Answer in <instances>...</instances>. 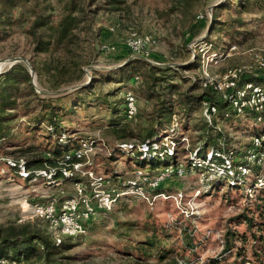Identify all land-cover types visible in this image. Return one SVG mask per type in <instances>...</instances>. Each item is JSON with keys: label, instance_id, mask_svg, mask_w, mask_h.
<instances>
[{"label": "rangeland", "instance_id": "1", "mask_svg": "<svg viewBox=\"0 0 264 264\" xmlns=\"http://www.w3.org/2000/svg\"><path fill=\"white\" fill-rule=\"evenodd\" d=\"M49 1L55 7L52 25L56 26L60 7L56 0ZM124 1L119 11L89 13L90 22L86 28L70 32L58 44L54 33L44 31V39H50V46L42 53L37 52L29 33L31 4L20 3L7 10L6 15L15 22L12 26L0 25V72L18 63L24 64L29 71L32 69L37 93L62 99L59 117L65 120L63 124L90 146V169L95 174L109 172L107 177L116 172L121 176L118 178L127 181L136 169L134 166L139 165L138 161L128 162L127 156L118 158L106 172L100 164L101 158H106L117 144H138L147 137L149 130L158 133L164 130L169 114L181 111L179 99L192 84L198 87L193 91L195 94L205 91L201 88L200 66L206 58L210 59L205 61L208 74L219 77L230 68L250 64L252 59L245 53L248 49L264 57V0ZM221 3L225 9L219 11V23L228 25L235 19L245 21L240 38L230 39L228 32H224L228 26L218 25L211 31L213 8ZM198 14L204 18L197 20ZM130 31L151 35L156 40L146 62L161 69L171 68L168 72L156 73L160 80L152 90L148 89L151 67L146 62L120 74V68L130 59L124 45ZM205 40L211 45H205ZM102 44L114 45L115 50L103 53L99 48ZM233 45L239 51L228 53ZM213 54H223V57L212 59ZM55 66L63 67L61 77L58 71L52 70ZM54 76L72 81L52 90ZM127 93H132L137 102V114L132 119H127L125 113ZM69 99H74L72 105ZM69 112L73 114L67 116ZM33 116L19 114L16 123L29 121ZM188 118L187 128L196 132L184 133L186 140H181L180 149L194 147L198 135L205 131L201 106ZM236 119L233 126L220 120L216 122L235 147L242 149L249 143L244 133L255 130V120ZM116 123L121 127H112ZM23 124L13 134L11 145L14 146L0 147V238L24 230L45 235L53 232L50 223L33 215L31 207L51 200L59 205L72 196L74 184L85 177L80 173L73 175L76 180L56 181L54 170H40L35 172L37 177L28 180L9 169L11 163L22 164L47 156L46 151L53 146V139L42 137V132H30ZM164 143L167 144L165 139ZM27 148H30L29 153L22 154L19 150ZM183 158H178L182 169L185 166ZM209 178L189 170L178 177H164L157 185L161 194L155 195L144 188L149 193L150 203L135 195L123 196L109 213L95 215L85 237L63 239L70 248L55 257L57 264H165L168 261L204 264L208 259H219L226 250L228 232L244 238H235L226 264H241L238 253L246 258L245 262H250L245 264H264V231L259 228H264L260 226L264 224V195L258 192L259 182L264 185V173L254 186L251 183L240 193L227 196L225 190L206 193L205 184ZM244 218L253 219L255 226L251 229ZM190 240L191 246L188 245ZM161 255L168 259L161 262ZM22 264H43V261L35 257Z\"/></svg>", "mask_w": 264, "mask_h": 264}, {"label": "trees", "instance_id": "2", "mask_svg": "<svg viewBox=\"0 0 264 264\" xmlns=\"http://www.w3.org/2000/svg\"><path fill=\"white\" fill-rule=\"evenodd\" d=\"M20 3L31 4L29 12L32 17V22L29 33L34 38L37 52L40 53L45 52L48 46H50V39H44V31L54 33L56 36V44H58L63 41L70 32L79 28L84 30L86 24H89L90 22L89 13L93 14L101 10L119 11L122 9V6L125 5L124 0H56L61 13L57 25L53 26L52 23L55 7L51 5L49 0H0V25L12 26L14 24L15 21H13L11 16L6 15V11L11 10ZM91 7L94 9H91ZM224 9L225 5L223 3L215 5L213 8L210 21L211 31L218 25L228 26V29H224V32H228V37L230 39L240 38L243 35L242 29L246 26L245 21L235 19L228 25L226 23H219V11ZM204 44L211 45V43L206 40L204 41ZM142 62L146 61L140 58H130L129 61L120 68V74L127 73L129 68H135L137 65L142 64ZM146 63L151 67L152 75L149 76L151 84L148 89L152 90L160 80L156 77V73H163L164 71L168 72L171 68L161 69L155 67L153 64ZM190 66H192V64ZM52 70L58 71L59 76L63 73V67L59 68L58 66H55ZM58 77L54 76L55 80L51 79L50 87L52 90L57 89L61 84L72 81V79L62 80L60 78L61 76L59 77L60 79H58ZM94 77L96 76H93L92 78ZM247 80L264 87V84H262L263 78L249 77ZM192 85L193 89L189 88V91L187 90L179 99L181 111L173 112L171 115L169 114V123L164 130L159 133L153 129L149 130L147 137L140 141L138 140V144H132L133 148L131 150L121 149V144L112 147L108 156L106 158H101V163L99 162L104 166L105 171L108 172V166L117 162L118 158L127 156L129 158L128 162L133 159L139 162V165L134 166L136 169L145 170L149 175L154 176L168 167H172L175 170L179 166L178 158L186 157L185 159H182L185 160L183 171H196L202 173L205 178L210 177L207 185L205 184V186L208 187L205 191L206 193H218L220 190H225L224 195L227 196V194L233 192L240 193L244 187H247L251 183L253 186L257 184V181L262 178V174L264 173V162L261 166L250 167V173L246 177H240L236 168L239 165L246 164V154L253 148L251 138L257 136L262 129V125L257 122V115L250 112H246L243 115H236L230 108L229 104L220 101L214 93L205 90L199 94H195L193 91L197 90L198 87H194L196 86L194 84ZM169 88H175V86H169ZM55 98L51 95L46 96L45 94L37 93L36 87L32 84L30 71L22 63L15 64L10 69L0 74V147L14 146L11 145V142L14 140L12 138L13 134L23 123V125L28 127L30 132H42V137L46 136L47 138L53 139L52 148L45 153L47 156L32 161H23V167L26 171L30 172L28 180H33L34 173L40 170H45L47 172L54 170L53 177L56 181H67L69 179L76 180V177L74 176H70L71 178H69L63 175V168H65L63 162L66 155H70L79 148L81 142L86 140H83L81 137H76L74 133H70V127H66L63 124L65 120L63 121L61 117H59L61 112L60 102L62 99ZM77 98L79 101L80 96ZM69 101L72 105L74 99H69ZM204 102H209L216 107V116L211 122H207L203 118L205 131L203 133L201 132V135H198L199 137H197V142L194 147L192 146L191 149H180L184 133L187 131H193L187 128L189 114L197 107L201 106L202 108ZM78 104L81 105L80 101ZM73 108L77 107L73 106ZM225 113H228L229 116L224 117ZM19 114L23 116L34 114V116L31 117L29 121L24 120L16 123ZM72 114L73 112H69L66 115L69 116ZM173 117H176L178 122V127L175 129L172 128ZM235 118L255 120V130H250L249 133H244L248 135L249 143L243 146L242 149L235 147V144L224 135L220 128H218L216 122L220 120L233 126L235 124L234 121H237ZM258 126L261 127V129L258 128ZM112 127L117 129L120 128L121 125L116 123V125ZM165 138L174 144L171 150H169L171 146H167V144L164 143ZM142 144L148 146V151L145 156L139 150V147ZM19 150H21L22 154H25L29 153L30 148ZM170 151L173 154H170ZM209 154H211L210 159L208 158ZM225 158L232 160L234 176H230L228 170L224 167ZM76 162L79 161L72 159L66 163L69 164L66 168H70L71 164ZM14 164L15 166H10L9 169L16 174L18 172V165L20 164ZM108 173H105V175ZM109 176L114 181L117 180L118 177H121L120 175H117L116 172ZM171 176L178 177L176 172L172 173ZM231 182H233V185ZM153 192L155 195L161 194L157 189ZM258 192L260 195H264V187L259 188ZM243 220L251 229L255 226L253 219L244 218ZM90 223L86 225L87 231ZM260 226H264V224H261ZM259 228L264 231L263 227ZM236 236L235 233L228 232L225 239L226 250L220 254L219 259H208L204 264H226V261L231 254L229 250L233 249L235 238L238 240L244 238V236ZM63 239L57 244L52 232L45 235L38 232L24 230L20 233L10 234L0 238V260H5L8 264H12L29 262L33 258L39 257L43 261V264H57L58 259L55 257L70 248V245L66 244ZM188 245L191 246V240ZM237 255L241 260V264L250 263L249 261L245 262L246 258L241 254L238 253ZM166 259H168V256H160L161 262ZM184 262L185 264H192L191 261ZM165 264H179V262L168 261Z\"/></svg>", "mask_w": 264, "mask_h": 264}, {"label": "built area", "instance_id": "3", "mask_svg": "<svg viewBox=\"0 0 264 264\" xmlns=\"http://www.w3.org/2000/svg\"><path fill=\"white\" fill-rule=\"evenodd\" d=\"M203 18L204 15L202 14H198L196 17L197 20ZM110 31L113 32V29H110ZM124 45L130 58L147 60L156 46V40L151 35H140L135 31H130L126 36ZM99 48L103 53H112L115 50L114 45L111 44H102ZM238 51L239 48L236 45L228 48V53ZM245 53L249 54L252 59L250 64L230 68L219 77H211L208 74V64L205 61L209 62V57L205 61H202L200 66L202 89L214 93L220 101L227 102L236 115H243L246 112L256 114L257 122L262 125L260 133L251 138L253 148L246 154V164L236 167L240 177H246L250 173V167L261 166L264 162V87L247 80L249 77L264 79V57L255 53L252 49L246 50ZM222 57L223 54H213L211 56L212 59ZM125 113L127 119H132L137 114V102L132 93L125 95ZM216 114L217 109L215 106L209 102L202 104V117L205 121L211 122ZM228 116L229 114L225 113L224 117ZM177 127L178 122L176 117H174L172 128L175 129ZM165 140L167 146H171L169 149L171 150L174 144L167 138ZM183 140L185 141L186 138H183ZM120 148L123 150H131L133 145L124 143L120 145ZM139 150L145 156L148 151V146L142 144ZM90 152V146L86 142H82L78 149L70 155L65 156L63 174L66 177H72L74 174L80 173L85 176L84 179L74 184V193L72 196L63 200L59 205L57 202L51 200L43 204H35L31 207L32 213L36 218L50 223L54 229L52 235L57 244L63 238L85 237L87 235L86 225L94 220L95 215L99 212L103 214L109 213L120 202L123 196L135 195V197L142 198L144 201L150 203L151 198L148 191H145V187L149 191H154L158 188V183L164 177L174 172L177 173V176H181L183 172L181 165L175 170L172 167H168L154 176L149 175L145 170L135 169L129 180L126 181L117 178L114 181L103 174H95L90 169L91 161L88 157ZM170 154L173 153L170 151ZM208 158H211V154H209ZM72 159H76L79 162L71 164L70 168H66L69 166L66 163ZM10 165L15 166L14 163ZM84 167L88 169H84ZM224 167L228 170L230 176H234L232 160L225 158ZM18 175L22 179L29 178V173L26 172L22 164L18 165ZM34 176L37 177V173H34ZM49 176H51V173H49ZM260 183L261 181L259 182V188L264 186ZM231 184L233 185V182ZM0 264L8 263L5 260H0Z\"/></svg>", "mask_w": 264, "mask_h": 264}, {"label": "water", "instance_id": "4", "mask_svg": "<svg viewBox=\"0 0 264 264\" xmlns=\"http://www.w3.org/2000/svg\"><path fill=\"white\" fill-rule=\"evenodd\" d=\"M27 64V62H25ZM28 65V64H27ZM13 66V65H12ZM1 74V72H0ZM30 75H31V78H32V84L35 86V76H34V73L32 71V69H30ZM36 87V86H35Z\"/></svg>", "mask_w": 264, "mask_h": 264}]
</instances>
